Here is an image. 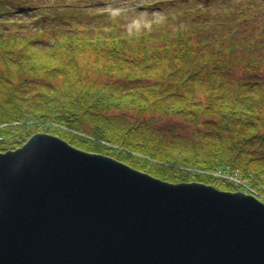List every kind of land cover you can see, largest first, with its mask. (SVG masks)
Wrapping results in <instances>:
<instances>
[{"label":"trees","instance_id":"obj_1","mask_svg":"<svg viewBox=\"0 0 264 264\" xmlns=\"http://www.w3.org/2000/svg\"><path fill=\"white\" fill-rule=\"evenodd\" d=\"M63 1L25 19L0 0V153L47 132L163 180L264 201L261 6L180 0L167 15L174 0H153L86 19L82 3Z\"/></svg>","mask_w":264,"mask_h":264},{"label":"water","instance_id":"obj_2","mask_svg":"<svg viewBox=\"0 0 264 264\" xmlns=\"http://www.w3.org/2000/svg\"><path fill=\"white\" fill-rule=\"evenodd\" d=\"M0 264H264V201L37 132L0 153Z\"/></svg>","mask_w":264,"mask_h":264},{"label":"rangeland","instance_id":"obj_3","mask_svg":"<svg viewBox=\"0 0 264 264\" xmlns=\"http://www.w3.org/2000/svg\"><path fill=\"white\" fill-rule=\"evenodd\" d=\"M18 2V4L16 5L17 11L19 12L18 15L21 16L22 18L25 19H30V18H34L35 15H38V13H43V14H48V10H44V9H48V7L54 5V3L56 2L57 4H63L64 1L63 0H16ZM72 1H76L82 3L81 8V14L85 15L86 19H89L90 17H92L93 13H98V12H105L107 11L109 8H125L126 6H129V4L133 5L134 3L137 2H141L144 3V0H66L65 4H72ZM180 0H174V6H168L167 4H165V6H167L168 8H164L162 11L163 13H166L167 15H172L173 13H176L177 15L179 14L178 11L182 8L178 7V2ZM185 3H188L189 6L188 7H199L198 5H203V10L207 7H210L209 10H215L216 12H223L226 13L225 10L223 9L224 7L229 9V12H231V9L228 7V4H231V2H233L234 0H182ZM22 2H28V5H26V7H23V9H21V7H19V3ZM230 2V3H229ZM248 3L251 2L254 5L260 7L261 6V11L262 14H264V0H243L242 3ZM85 5V6H83ZM154 6V4L149 3V5H147V7L144 8H150ZM85 7V8H84ZM185 7V8H188ZM185 8H183L182 10H185ZM86 12V13H85ZM135 17L137 16L136 14H134ZM16 16V15H15ZM135 17H133V23L136 25L138 23V19H136ZM152 17V18H151ZM157 17V15L155 13H149L148 18L151 19H155ZM159 17V16H158ZM131 18V17H130ZM135 18V19H134ZM94 21V20H93ZM95 22V21H94ZM227 34L230 35V32L227 31ZM87 57H95L92 54H85L80 56V58L85 59ZM87 68L89 70L90 75L93 74V68L91 65H87ZM95 77H98L100 80H106L108 78H110L111 76H107V75H99L98 73L95 74ZM163 120H166L167 122L164 123H168L171 122L170 118H164ZM238 184H240V180L237 179Z\"/></svg>","mask_w":264,"mask_h":264},{"label":"built area","instance_id":"obj_4","mask_svg":"<svg viewBox=\"0 0 264 264\" xmlns=\"http://www.w3.org/2000/svg\"><path fill=\"white\" fill-rule=\"evenodd\" d=\"M237 179H239V178H235L234 180H236L237 181ZM240 180V179H239ZM241 181V180H240Z\"/></svg>","mask_w":264,"mask_h":264}]
</instances>
